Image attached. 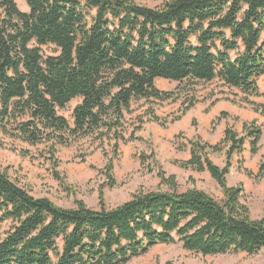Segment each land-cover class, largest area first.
Wrapping results in <instances>:
<instances>
[{"label":"trees","instance_id":"16d2710c","mask_svg":"<svg viewBox=\"0 0 264 264\" xmlns=\"http://www.w3.org/2000/svg\"><path fill=\"white\" fill-rule=\"evenodd\" d=\"M0 0V136L58 146L90 137L99 143L124 135V117L138 100H177L182 90L218 81L238 90L241 103L264 117V0ZM43 46L54 53L43 54ZM176 82L160 90L156 79ZM178 93V94H177ZM252 97H260L257 102ZM71 120L60 113L72 100ZM195 103L183 102L181 113ZM226 115L225 112L221 113ZM157 120V118H154ZM139 126L134 131L139 130ZM257 120L226 127L209 145L188 140L183 168L207 172L222 196L158 172L166 189L139 191L108 208L83 201L65 208L34 197L0 169V264H126L157 244L180 243L202 255L264 250V208L253 218L241 184H227L234 155L249 140L256 154ZM134 138L131 136V139ZM224 151V165L210 159ZM264 175V157L255 174ZM108 175L109 172H108Z\"/></svg>","mask_w":264,"mask_h":264},{"label":"rangeland","instance_id":"374dc122","mask_svg":"<svg viewBox=\"0 0 264 264\" xmlns=\"http://www.w3.org/2000/svg\"><path fill=\"white\" fill-rule=\"evenodd\" d=\"M13 1L21 11L28 10L24 0ZM135 1L156 7L165 0ZM41 50L43 54L55 52L52 46H43ZM257 83L259 89L264 90L263 76ZM155 85L160 90L176 91L177 83L159 78L155 80ZM179 93L177 100L133 102L125 113L124 135L117 140V147L114 146V139L99 143L86 137L71 145L56 147L52 159L47 144L30 145L0 136V169L34 197H47L57 206L65 208H73L81 200L88 207L98 209L100 195L104 205L112 208L139 191L165 190L166 186L161 185L158 176L159 171L167 176L173 175L180 190L195 187L220 199L222 193L207 172L181 167L180 162L189 158L187 142L199 139L216 145L222 140L216 135L223 126L237 130L242 129V122L252 121L232 116L222 110L223 107L213 113L216 105L234 106L244 109L243 113L256 112L241 103L243 95L238 90L227 88L218 81L201 83ZM189 96H194L195 103L182 114L183 102ZM252 99L261 102L260 97ZM78 102L79 99L72 100L60 113L71 120V110ZM222 112L226 115L221 116ZM138 126L140 129L134 131ZM131 136L134 138L131 139ZM224 158V151L210 154V159L220 167L224 165ZM261 159L254 168L248 165L245 169L255 174ZM236 163L237 173L246 176L243 181L236 182L244 189L241 200L248 205L251 214L260 217L262 200L257 192L264 183V175L259 180L246 175L240 155ZM6 228L7 223H1L0 234ZM126 264H264V250L254 254L228 252L202 255L185 250L178 242L157 244Z\"/></svg>","mask_w":264,"mask_h":264},{"label":"crops","instance_id":"0c3cea01","mask_svg":"<svg viewBox=\"0 0 264 264\" xmlns=\"http://www.w3.org/2000/svg\"><path fill=\"white\" fill-rule=\"evenodd\" d=\"M222 107H223L222 110L228 111L230 114H232V116L241 117V119L243 121L244 120H257L259 123H261L263 125V134H262V137H261L260 142H259V149H258L257 153L253 154V155L250 153L249 140H248L247 144L244 145V149H243L242 153L240 154V159L243 160V166L242 167L244 169L245 168L247 169V166L251 165L250 167L254 168L256 166V164H258L259 160L264 156V119L261 116H259L258 114H256V113H252V112L243 113L244 109H239V108L234 107V106L216 105L214 107V109L212 110V112L216 113ZM225 127L223 126V128H221L219 130L218 134L216 135V138L219 137V136L223 137V131H224ZM241 130L242 129L239 128L236 131L240 132ZM233 157H234L235 161L233 162V159H232V166H231L230 171H229V173L227 175V184L230 185V186L239 185L240 183L237 184L236 182H238V180H240V179L243 181L245 179V177H246V176H244V174H238L237 173L238 172L237 171L238 165H237L236 161L238 160L239 155H234ZM218 166H220V164ZM229 176H231V177H229ZM257 193H258L260 199L262 200L261 201V209L263 211V208H264V183L258 189ZM251 215H252L253 218H258L257 216H254L253 214H251Z\"/></svg>","mask_w":264,"mask_h":264}]
</instances>
